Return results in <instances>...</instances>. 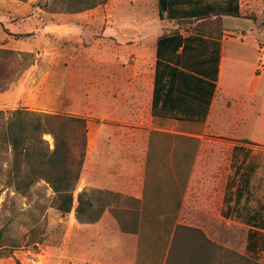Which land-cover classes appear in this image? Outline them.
<instances>
[{"label": "rangeland", "instance_id": "rangeland-1", "mask_svg": "<svg viewBox=\"0 0 264 264\" xmlns=\"http://www.w3.org/2000/svg\"><path fill=\"white\" fill-rule=\"evenodd\" d=\"M39 1L0 0V50L12 51L5 55L0 52L1 121L19 107L82 116L92 143L93 124L99 122L94 108L107 113L110 82L116 76L124 80L130 75L142 87L139 121L145 122V93L154 71L156 38L175 29L186 34L196 28L203 33H220V39H230L223 86L236 84L222 98V126L228 124V128L203 134V123L195 122V137H159L168 152L158 155L166 160H196L198 172L224 180L233 172V147L243 145L237 170L241 178L244 174L249 179L237 212L242 217L244 206L264 209V0H239V16L211 15L203 22L195 18L160 19L157 0H105L73 13L50 12L38 7ZM44 138L52 146L51 135ZM6 160L0 159L3 168ZM91 161L90 157L88 163ZM4 179L0 174V188ZM80 191L78 187L74 190L71 211L62 215L44 180L36 182L26 196L3 189L0 229L14 246L9 255L0 257V264H77L79 257L110 259L107 250L94 248L100 238L107 241V233L84 231L80 227L83 222L76 218ZM132 205L128 198L115 197L92 223L109 230L116 226L115 218L128 217L123 208ZM235 215L202 217L208 234L228 253L225 257L223 251L222 259L235 264L238 256L245 255L255 264H264V248L254 253L246 251L249 226ZM184 219L201 223V218ZM252 240L256 245L257 239Z\"/></svg>", "mask_w": 264, "mask_h": 264}, {"label": "trees", "instance_id": "trees-1", "mask_svg": "<svg viewBox=\"0 0 264 264\" xmlns=\"http://www.w3.org/2000/svg\"><path fill=\"white\" fill-rule=\"evenodd\" d=\"M104 2L105 0H40L37 6L50 12L73 13L91 9ZM157 8L160 19L177 21L195 18L203 22L211 15L219 17L240 14L239 0H157ZM220 38V33L214 34L211 31L203 33L199 28L188 35H183L179 29H175L156 38L152 116L172 117L179 121L191 122L205 120L218 80ZM0 52L3 55L12 53L8 49H2ZM45 134L51 135L52 146L44 138ZM86 146L87 122L82 116L50 113L25 107L9 111L5 120H0V159L7 158L6 168L0 163V174L5 178L1 184L0 194L3 189L10 188L15 194L26 196L30 194L36 182L44 180L53 192L56 210L62 215L68 214L85 160ZM244 150L243 145L233 147L231 161L233 172L226 185L222 215L229 218L235 212V217L249 226L246 251L254 253L264 248V209L262 206L257 208L244 206L242 217L237 212V205L245 194L249 179L248 175L244 174L241 178L237 170L238 156ZM119 196L101 189L80 191L76 197V218L85 223L97 221L105 208L110 207L111 199ZM179 229L187 239L192 237V242L185 245L188 247L189 243L192 246L191 251L197 254L202 264H229L228 260L222 259L223 251L224 256L228 257L222 246L211 242L196 229L177 226V230ZM196 231L201 234L202 239L193 235ZM254 237L258 241L256 245L252 240ZM13 246L10 237L0 229V257L9 255ZM173 246L175 243L170 247L167 263ZM174 255L180 257L186 253L178 251L176 254L174 251ZM238 260L235 264H255L254 259L249 260L245 255L238 256Z\"/></svg>", "mask_w": 264, "mask_h": 264}, {"label": "crops", "instance_id": "crops-1", "mask_svg": "<svg viewBox=\"0 0 264 264\" xmlns=\"http://www.w3.org/2000/svg\"><path fill=\"white\" fill-rule=\"evenodd\" d=\"M229 41L220 39L218 80L209 111L202 122L203 134L208 130L228 128V124L222 126V98L229 94L231 86L236 85L229 83L223 86L227 65L225 51ZM153 76L154 71L145 93V122L139 121L142 87L130 75L124 80H118L116 76L115 81L110 82L107 113L100 107L94 108L99 122L93 124L92 143L87 126L86 156L77 187L81 191H110L130 199L134 205L125 206L123 209L128 217L115 218L117 224L109 230L93 223L80 224L84 231L107 233V241L100 238L94 248L107 250L110 259L79 257L77 264H202L197 254L191 251L192 246L189 243L188 247L185 245L192 242V237H184L177 226L196 229L216 243L208 234L202 217L226 218L222 209L228 175L224 180H218L198 172L196 160H166V157L158 155L168 152L159 143V137L179 135L191 138L197 134L195 122L152 116ZM90 157L91 164L88 163ZM186 216L195 220L201 218V223H190L184 219ZM193 235L202 239L197 231ZM172 243L175 246L167 263ZM174 251L186 255L177 257Z\"/></svg>", "mask_w": 264, "mask_h": 264}]
</instances>
